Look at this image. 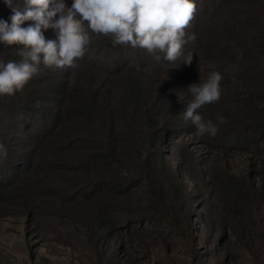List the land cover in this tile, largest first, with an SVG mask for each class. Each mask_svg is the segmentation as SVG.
I'll list each match as a JSON object with an SVG mask.
<instances>
[{"label":"rangeland","instance_id":"1","mask_svg":"<svg viewBox=\"0 0 264 264\" xmlns=\"http://www.w3.org/2000/svg\"><path fill=\"white\" fill-rule=\"evenodd\" d=\"M65 2L71 7L72 0ZM22 4L13 0V6ZM11 15L0 0V19L10 23ZM123 47L114 68L134 56L130 46ZM238 53L236 61L228 53L221 60L226 69L203 60L180 69L193 72L187 85L205 81L211 72L229 73L221 81L220 101L200 110L217 125L215 136L196 135L183 119L191 99L183 85L167 97L165 108L175 110L160 116L159 140L137 138L116 121L120 133L131 137L124 164L113 171L115 191L124 194L116 203L122 211L109 209L106 227L99 198L101 191L111 197L109 188L94 190L95 179L84 175L48 174L44 162L35 170L31 155L43 129L29 116L33 110L0 133V264H264V89L248 78L264 64L243 62ZM0 59L20 57L0 43ZM153 68L142 71L151 75ZM47 71L42 65L40 72ZM29 90L19 95L25 99ZM250 93L253 104L240 110L233 101ZM219 114L227 123H218ZM128 208L145 219L129 221Z\"/></svg>","mask_w":264,"mask_h":264},{"label":"trees","instance_id":"2","mask_svg":"<svg viewBox=\"0 0 264 264\" xmlns=\"http://www.w3.org/2000/svg\"><path fill=\"white\" fill-rule=\"evenodd\" d=\"M195 3L197 12L186 31L195 33L197 39L183 49L185 54L193 53L192 62L218 61L226 69V61L221 60L228 53L236 61L240 52L243 62L254 59L264 64V0H195ZM44 34L55 39L48 30ZM90 35L92 42L78 69L48 68L50 71L45 72L48 74L39 72L26 84L25 88L30 90L25 99L20 92L13 97H0V133L33 110L29 116L40 121L43 129L31 155L33 160H41H35V170L39 162H44L48 174L84 175L95 179L94 190L109 188L111 197L101 191L99 198L101 225L106 227L107 211L113 208L115 212L122 211L116 203L118 195L124 194L115 191L119 186L112 182L113 171L115 166L124 164L121 158L130 141V134H121L116 121L124 122L128 133L137 138L144 136L150 143L159 140L160 116L175 110L174 106L169 111L165 108L167 97L174 94L176 86L183 85V91H187L186 79L193 72L190 68L180 70L186 67L182 61L157 62L146 50L132 47L134 56L114 68L113 64L125 54L123 45L114 46L109 37ZM142 55H146L145 60ZM150 64L155 66L153 73L145 75L142 69ZM220 74L225 84L224 74L229 73ZM248 78L257 81L258 90L264 89V68ZM20 100H25L24 106ZM253 100L250 93L233 102L242 110L252 105ZM37 101L39 107L30 108ZM51 157L54 159L50 161ZM32 192L21 197H30ZM132 213L130 208L126 210L129 221L145 219L144 214Z\"/></svg>","mask_w":264,"mask_h":264},{"label":"clouds","instance_id":"3","mask_svg":"<svg viewBox=\"0 0 264 264\" xmlns=\"http://www.w3.org/2000/svg\"><path fill=\"white\" fill-rule=\"evenodd\" d=\"M4 3L12 15L10 23L0 19V43L15 48L20 59H0V97L22 92L42 65L78 69L92 42L90 33L111 38L114 46L146 50L157 62L182 61L187 66L193 61V53L185 54L183 49L197 39L186 31L197 12L195 0H72L71 7L65 0H23L22 6H13V0ZM28 21L34 23L22 27ZM48 29L54 30L55 39H46ZM222 79L220 73L211 72L205 81L187 88L191 99L182 115L198 136L218 132L200 110L220 101ZM217 121L227 123L222 114Z\"/></svg>","mask_w":264,"mask_h":264}]
</instances>
